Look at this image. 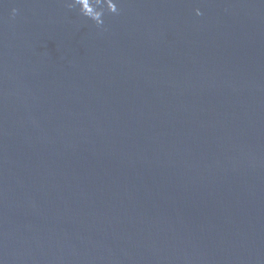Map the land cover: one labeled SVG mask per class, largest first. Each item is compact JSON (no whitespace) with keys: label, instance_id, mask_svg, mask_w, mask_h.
<instances>
[{"label":"water","instance_id":"1","mask_svg":"<svg viewBox=\"0 0 264 264\" xmlns=\"http://www.w3.org/2000/svg\"><path fill=\"white\" fill-rule=\"evenodd\" d=\"M0 264H264V0H0Z\"/></svg>","mask_w":264,"mask_h":264}]
</instances>
